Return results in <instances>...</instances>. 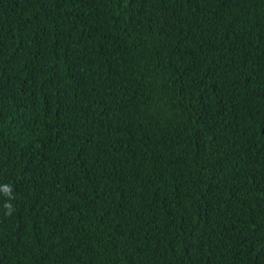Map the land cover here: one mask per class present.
Wrapping results in <instances>:
<instances>
[{
  "label": "trees",
  "instance_id": "1",
  "mask_svg": "<svg viewBox=\"0 0 264 264\" xmlns=\"http://www.w3.org/2000/svg\"><path fill=\"white\" fill-rule=\"evenodd\" d=\"M0 264H264V0H0Z\"/></svg>",
  "mask_w": 264,
  "mask_h": 264
},
{
  "label": "clouds",
  "instance_id": "2",
  "mask_svg": "<svg viewBox=\"0 0 264 264\" xmlns=\"http://www.w3.org/2000/svg\"><path fill=\"white\" fill-rule=\"evenodd\" d=\"M0 192H2L8 199L4 202L3 207L5 209V215H11L14 211V206L10 202L14 197L11 195L12 188L10 185L0 186Z\"/></svg>",
  "mask_w": 264,
  "mask_h": 264
}]
</instances>
